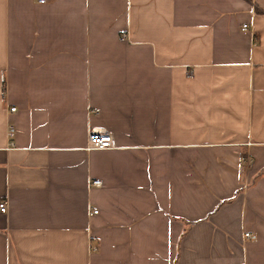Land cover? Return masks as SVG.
Wrapping results in <instances>:
<instances>
[{"label":"crops","instance_id":"crops-1","mask_svg":"<svg viewBox=\"0 0 264 264\" xmlns=\"http://www.w3.org/2000/svg\"><path fill=\"white\" fill-rule=\"evenodd\" d=\"M2 199L0 264H264V0H0Z\"/></svg>","mask_w":264,"mask_h":264},{"label":"built area","instance_id":"built-area-1","mask_svg":"<svg viewBox=\"0 0 264 264\" xmlns=\"http://www.w3.org/2000/svg\"><path fill=\"white\" fill-rule=\"evenodd\" d=\"M48 0H37L38 3H46ZM247 24L242 25V29H247ZM10 111H15V108H10ZM15 133V129L12 124H7V136L11 140ZM115 147V141L112 133L105 127H90L87 133V149H110ZM246 165H251V159L245 160ZM90 186H99L101 181L99 179L91 180L89 182ZM7 211V201L0 200V213H5ZM98 210L92 209L89 214L97 213ZM246 238H253L250 233H244Z\"/></svg>","mask_w":264,"mask_h":264}]
</instances>
